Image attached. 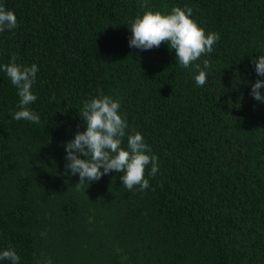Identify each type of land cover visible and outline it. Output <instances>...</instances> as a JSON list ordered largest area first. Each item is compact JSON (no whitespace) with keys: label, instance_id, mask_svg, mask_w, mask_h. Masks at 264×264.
Returning a JSON list of instances; mask_svg holds the SVG:
<instances>
[{"label":"trees","instance_id":"1","mask_svg":"<svg viewBox=\"0 0 264 264\" xmlns=\"http://www.w3.org/2000/svg\"><path fill=\"white\" fill-rule=\"evenodd\" d=\"M17 27L0 32V64H36L29 105L0 71V251L19 264H264V103L250 95L264 55V0H0ZM143 5V6H142ZM191 8L218 33L207 82L167 43L129 47L145 11ZM119 101L129 135L158 158L149 187L122 173L76 185L64 144L84 131L83 102ZM55 97V99H52ZM80 126V127H78ZM84 158V157H81ZM0 264H10L0 260Z\"/></svg>","mask_w":264,"mask_h":264},{"label":"clouds","instance_id":"2","mask_svg":"<svg viewBox=\"0 0 264 264\" xmlns=\"http://www.w3.org/2000/svg\"><path fill=\"white\" fill-rule=\"evenodd\" d=\"M192 12L193 10L187 7L183 9L174 7L168 14L145 11L131 24L129 47L149 50L167 43L168 47L170 45L171 49H175L181 67L188 68L202 55L212 53L214 44L219 40L218 33L205 34L204 30L190 18ZM16 27L15 14L0 5V32L11 31ZM16 61L17 57L13 55L8 64H0V71L7 74L12 85L18 90L20 98L19 110L14 113L13 119L39 124V115L29 107L37 100L32 86L36 81L38 67L36 64L26 66ZM253 65L257 76L264 78V55L255 59ZM195 68L198 71V75L195 76L196 84L203 86L207 82L211 62L204 59L202 66L195 63ZM249 95L254 100L264 103V79H257L251 84ZM119 109V101L102 93L83 102L79 115L83 120L80 126L84 131L76 132L74 138L64 144L65 174H78L76 185L89 186L109 172H117L122 173L120 180L128 190L139 186V190L143 191L149 187V181L145 179L146 168L150 166V176L158 172V158L150 155L151 148L139 132L128 136L126 149L121 147L126 135L127 122L126 118L119 114ZM20 259L11 247L0 251V260L19 264ZM37 264H41V261L38 260ZM43 264H52V260L46 259Z\"/></svg>","mask_w":264,"mask_h":264}]
</instances>
